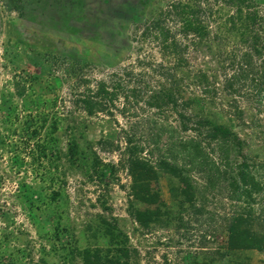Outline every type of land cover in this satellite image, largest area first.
Segmentation results:
<instances>
[{
  "label": "rangeland",
  "instance_id": "1",
  "mask_svg": "<svg viewBox=\"0 0 264 264\" xmlns=\"http://www.w3.org/2000/svg\"><path fill=\"white\" fill-rule=\"evenodd\" d=\"M248 1L264 28V0ZM177 3L185 4L183 0H0V254L42 258L47 264H83L74 248L99 249L104 255L113 248L112 236L121 235L127 238L129 264H264V252L227 249L226 220L235 206L226 183L209 186L199 170L190 174L195 208H180L174 192L177 181L160 175L157 186L165 206L161 208L174 215H162L148 228L128 215L131 178L126 137L136 134L138 141L142 134L162 136L157 147H146L139 155L154 165L165 156L171 160L169 156L178 150L168 151L172 142L178 146L180 139L198 138L193 128L207 120L202 115L205 105L213 113L209 120L228 126L239 137L250 167H257L263 177L264 109H259L249 87L238 93L225 90L223 75L217 74L220 100L212 101L190 85L187 93L194 92L202 103H189L190 118L184 124L168 107L160 112L144 103L123 107L120 97L113 106L107 105L108 113L88 116L77 101L83 91L77 83V65L95 91L99 81H109L123 69L146 70L139 65L145 60L152 66L164 63L156 47L137 40L139 27L160 19V13ZM196 3L206 9L210 39L228 16L235 15L223 0ZM172 20H177L175 10L165 22L176 32ZM238 40L225 34L218 43L224 49L237 42V49H245ZM189 50L193 54L191 43ZM215 52V45L202 47L196 59L178 72L188 68L196 74L201 69L215 72ZM157 73L152 74L154 88L163 84ZM226 103L222 113L219 105ZM72 141L86 155L85 163L67 161ZM37 144L45 145L47 157L36 158ZM206 150L218 162L212 148ZM174 160L184 167L179 156ZM91 165L97 170L92 172ZM233 167L222 172L229 174ZM253 228L259 230L257 225Z\"/></svg>",
  "mask_w": 264,
  "mask_h": 264
},
{
  "label": "trees",
  "instance_id": "2",
  "mask_svg": "<svg viewBox=\"0 0 264 264\" xmlns=\"http://www.w3.org/2000/svg\"><path fill=\"white\" fill-rule=\"evenodd\" d=\"M183 1L185 4L177 3L169 10L160 13V19L147 21L139 27L142 30L137 40L147 41L151 47H156L162 59L165 60L164 63L157 62L152 66L151 62L145 60L139 65L146 70L123 69L121 74L111 75L109 81H99L95 91L84 76L79 74L83 69L81 64L77 65L75 71L78 77L77 83H80L83 89L77 101L86 115L108 113L107 105L113 106V102L121 97L123 107L126 105L137 107L139 103H144L159 112L169 108L184 124L185 120L190 118L186 110L189 103H202L194 92L187 93L190 85H196L201 94L210 95L211 98L207 100H220L217 98V78L215 77L217 74L223 75L225 90L229 89L233 93H238L240 89L249 87L250 93L253 94L252 97L255 95L259 109H264L262 18L251 8L250 4H247L248 0H223L224 4L235 9V15L228 16L227 22L220 26L214 33L215 36L210 39L212 32L204 22L206 9H203L199 3L197 4L196 0ZM235 2L238 5L234 7ZM174 10L177 20L172 21L173 24H177L176 32H172L165 22V18L171 17ZM225 34L237 36L238 41L245 43L247 47L237 49V42H235V46L229 44L227 48L224 46L225 48L222 49V43H218V40ZM189 39L190 42H188ZM190 43L193 54H189ZM214 45L216 52L213 59L217 65L215 72L210 74L208 70L201 69L196 74L190 68L184 72H178L183 65L196 59L195 54L199 49L208 46L213 48ZM157 70V74L164 82L162 81L163 84L158 88H154L152 74ZM227 71H231V75H228ZM226 105L228 104L219 105L222 113H226ZM207 111L205 105L202 115H207L203 117L207 120L203 123H195L196 127L193 128L198 138L180 139L178 146L171 143L169 152L173 151L171 147H178L176 156H169L171 160L165 156L154 165L149 159L139 155L146 147H157L161 143L162 136L142 134L141 138L138 136V141H136V134L126 137V155L128 156L126 168L131 178L128 215L142 228H148L153 221H159L162 215H174L171 212L168 213V210H162L165 206H161L164 203L157 186L162 175H168L177 181L178 186L174 190L175 195L180 198L177 205L180 208H195L196 189L191 182L190 174L193 170H199L205 173V182L209 186H212L214 182H225L229 200L235 206V211L226 220L227 249L232 252H264V174L262 177L261 174H257V167H250L247 156L242 153L243 144L239 137L228 126L209 120L213 113L209 111L207 113ZM205 125L208 127L204 128ZM183 129L185 131L187 128L183 126ZM34 134H36L35 131ZM36 148L37 159L47 157L44 144H37ZM206 148H212L217 155L218 162L209 157ZM231 155H235L233 159ZM85 156L80 152L77 141L69 143L67 147L69 163L83 164L86 160ZM178 156L183 160L184 167L179 168L176 165L174 159ZM55 158L59 159L57 156ZM232 164L234 167L231 173L222 172L223 169H230ZM97 168V166H92V172ZM262 168L264 169V166ZM255 225L259 226V230H254ZM109 227L112 228V226ZM107 233L112 234L108 230ZM111 243L113 248H110L104 255L99 249L80 250L76 247L73 250L75 255L81 258L83 264H129L127 238L121 235L112 236ZM0 264H47V262L42 258L28 259L14 254L1 253Z\"/></svg>",
  "mask_w": 264,
  "mask_h": 264
}]
</instances>
